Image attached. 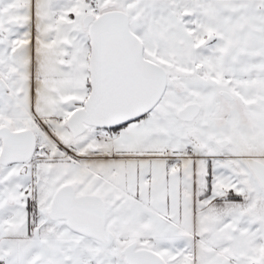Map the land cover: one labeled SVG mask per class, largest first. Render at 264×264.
Wrapping results in <instances>:
<instances>
[{
	"label": "snow or ice",
	"instance_id": "snow-or-ice-1",
	"mask_svg": "<svg viewBox=\"0 0 264 264\" xmlns=\"http://www.w3.org/2000/svg\"><path fill=\"white\" fill-rule=\"evenodd\" d=\"M0 264H264V0H0Z\"/></svg>",
	"mask_w": 264,
	"mask_h": 264
}]
</instances>
